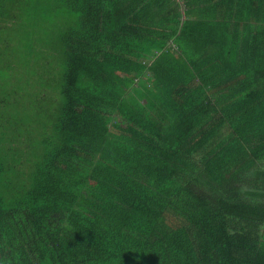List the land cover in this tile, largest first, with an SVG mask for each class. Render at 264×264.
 I'll return each mask as SVG.
<instances>
[{"label":"trees","instance_id":"16d2710c","mask_svg":"<svg viewBox=\"0 0 264 264\" xmlns=\"http://www.w3.org/2000/svg\"><path fill=\"white\" fill-rule=\"evenodd\" d=\"M0 264H264V0H0Z\"/></svg>","mask_w":264,"mask_h":264},{"label":"rangeland","instance_id":"374dc122","mask_svg":"<svg viewBox=\"0 0 264 264\" xmlns=\"http://www.w3.org/2000/svg\"><path fill=\"white\" fill-rule=\"evenodd\" d=\"M146 59H147V60H151V59H153V57H152V56H149V57H146ZM40 80H41V82H39V83L43 85L44 82H42V79H40ZM49 91H50V90H49Z\"/></svg>","mask_w":264,"mask_h":264}]
</instances>
